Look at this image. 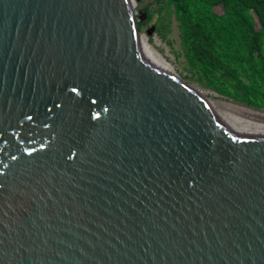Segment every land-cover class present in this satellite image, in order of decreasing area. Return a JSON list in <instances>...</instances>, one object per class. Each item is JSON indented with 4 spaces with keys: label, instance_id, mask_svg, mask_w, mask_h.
I'll use <instances>...</instances> for the list:
<instances>
[{
    "label": "water",
    "instance_id": "obj_1",
    "mask_svg": "<svg viewBox=\"0 0 264 264\" xmlns=\"http://www.w3.org/2000/svg\"><path fill=\"white\" fill-rule=\"evenodd\" d=\"M146 1L0 0V264H264V117L149 66Z\"/></svg>",
    "mask_w": 264,
    "mask_h": 264
},
{
    "label": "trees",
    "instance_id": "obj_2",
    "mask_svg": "<svg viewBox=\"0 0 264 264\" xmlns=\"http://www.w3.org/2000/svg\"><path fill=\"white\" fill-rule=\"evenodd\" d=\"M169 1L188 64L217 94L264 111V0Z\"/></svg>",
    "mask_w": 264,
    "mask_h": 264
},
{
    "label": "rangeland",
    "instance_id": "obj_3",
    "mask_svg": "<svg viewBox=\"0 0 264 264\" xmlns=\"http://www.w3.org/2000/svg\"><path fill=\"white\" fill-rule=\"evenodd\" d=\"M216 12L220 13L221 10L216 9ZM143 21L145 23L141 27L140 36L144 38L148 48L153 50L176 76L204 97L208 105L247 113H250V111L264 113V111L256 110L217 94L207 86L199 73L188 64L179 23L169 0H147L144 4Z\"/></svg>",
    "mask_w": 264,
    "mask_h": 264
},
{
    "label": "bare ground",
    "instance_id": "obj_4",
    "mask_svg": "<svg viewBox=\"0 0 264 264\" xmlns=\"http://www.w3.org/2000/svg\"><path fill=\"white\" fill-rule=\"evenodd\" d=\"M138 50L140 55L142 56L143 60L151 67L162 71L168 75H175L169 67L162 61L160 58L151 50L148 48L147 43L145 42L144 38L142 36L139 37L138 41ZM250 111V110H249ZM244 112V111H243ZM251 114L258 115L261 117H264V113L256 112V111H250Z\"/></svg>",
    "mask_w": 264,
    "mask_h": 264
}]
</instances>
